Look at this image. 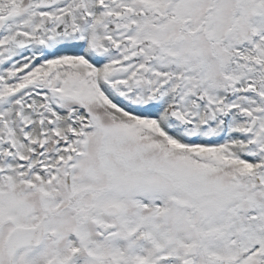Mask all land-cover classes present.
I'll return each mask as SVG.
<instances>
[{
    "label": "snow or ice",
    "instance_id": "6c2138e0",
    "mask_svg": "<svg viewBox=\"0 0 264 264\" xmlns=\"http://www.w3.org/2000/svg\"><path fill=\"white\" fill-rule=\"evenodd\" d=\"M0 264H264V0H0Z\"/></svg>",
    "mask_w": 264,
    "mask_h": 264
}]
</instances>
